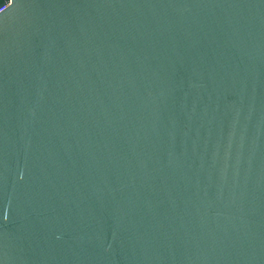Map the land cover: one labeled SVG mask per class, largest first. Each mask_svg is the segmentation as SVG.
<instances>
[{
    "label": "water",
    "instance_id": "water-1",
    "mask_svg": "<svg viewBox=\"0 0 264 264\" xmlns=\"http://www.w3.org/2000/svg\"><path fill=\"white\" fill-rule=\"evenodd\" d=\"M0 264H264V0H0Z\"/></svg>",
    "mask_w": 264,
    "mask_h": 264
},
{
    "label": "built area",
    "instance_id": "built-area-1",
    "mask_svg": "<svg viewBox=\"0 0 264 264\" xmlns=\"http://www.w3.org/2000/svg\"><path fill=\"white\" fill-rule=\"evenodd\" d=\"M7 6H3L2 8H0V12H2L4 9H6Z\"/></svg>",
    "mask_w": 264,
    "mask_h": 264
}]
</instances>
